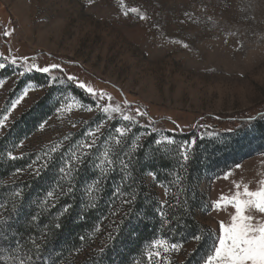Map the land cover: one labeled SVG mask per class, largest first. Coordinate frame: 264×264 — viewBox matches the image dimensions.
<instances>
[{"label":"rangeland","instance_id":"1","mask_svg":"<svg viewBox=\"0 0 264 264\" xmlns=\"http://www.w3.org/2000/svg\"><path fill=\"white\" fill-rule=\"evenodd\" d=\"M34 63L61 67L43 73L31 67ZM0 64L5 65L0 68V81H4L0 119L7 117L0 137L41 98H48L53 106L52 113L9 152L12 157L35 153L30 173L46 165L53 154H60L61 169L73 152L79 155L78 145L93 139L96 142L88 155L101 170L97 165L103 153L116 149L117 127L130 129L119 143L126 150L154 135L155 145L174 144L181 152L182 145H187L188 152L195 139L172 136L177 127L198 129L205 124V134H198L210 138L236 131L251 155L221 174L204 173L195 185L200 207L194 216L208 229L214 244L219 221L229 222L230 217L217 212L213 203L222 194H234L237 183L255 189L264 181V145L258 144L260 129L264 130V0H0ZM69 76L77 79L69 80ZM79 82L97 93L102 90L111 100L89 94ZM108 104L119 105L136 122L123 120L120 113H105ZM136 109L146 115L136 116ZM258 115L263 116L257 127L253 122L240 126L239 119ZM98 126L100 132L89 136ZM24 174L17 171L9 180ZM142 180L165 203L164 183L151 172ZM68 186L53 184L48 190L52 197L47 192L44 201L55 202ZM116 220L109 212L91 237V247L55 264H80L93 253L101 254L105 226ZM177 243L182 244L179 251L166 252L153 245L148 260L140 262L137 256L130 264H160V260L178 264L196 242ZM29 257L32 253L17 245L13 254L0 257V264H19L21 259L33 264Z\"/></svg>","mask_w":264,"mask_h":264},{"label":"trees","instance_id":"2","mask_svg":"<svg viewBox=\"0 0 264 264\" xmlns=\"http://www.w3.org/2000/svg\"><path fill=\"white\" fill-rule=\"evenodd\" d=\"M52 111L48 98L43 97L23 111L0 137V257L13 254L14 247L20 245L32 253L33 264L62 262L73 252L91 247V237L110 212L117 220L105 226L106 244L101 254L93 253L80 264H130L137 256L140 262H145L153 241L166 240L171 245L194 240V235L202 239L195 240L194 249L178 264H202L206 260L214 242L208 229L195 219L194 211L200 207L195 185L204 173L221 174L251 155L245 139H237L236 131L210 138L199 136V127L188 130L177 127L172 136L195 139L187 160L176 145H155V136L151 135L128 150L117 144L115 151L110 152L114 166L105 172L96 169L88 155L75 165L68 179L58 172L60 154H53L46 165L30 173L28 166L35 153L15 158L8 153ZM262 116L239 119L240 126L253 122L257 127ZM261 129L262 140L258 144L264 145ZM95 155L96 151L92 157ZM122 160L129 164L127 169L121 165ZM17 170L24 171V177L10 181ZM148 172L164 183L165 203H160L143 185V175ZM96 181L99 182L96 190L84 191ZM66 183L68 188L62 189L55 202L44 201L53 184L59 188ZM133 196L132 203H124ZM66 206L69 207L65 212ZM165 263L160 260V264Z\"/></svg>","mask_w":264,"mask_h":264},{"label":"snow or ice","instance_id":"3","mask_svg":"<svg viewBox=\"0 0 264 264\" xmlns=\"http://www.w3.org/2000/svg\"><path fill=\"white\" fill-rule=\"evenodd\" d=\"M92 0H89L91 3ZM132 11H137V9H132ZM141 19H146L145 16H141ZM6 36L11 33L5 32ZM185 47L188 45L185 44ZM27 59V58H22ZM12 63H16V58H13ZM5 67V65L0 64V68ZM32 68L38 69L40 72L49 73L51 70L59 69L61 66L59 64H51L48 66L40 67L33 64ZM69 80H76L74 76H69ZM4 81H0V86H2ZM78 86L86 89V91L91 95H98L101 99L107 96L108 100H111V96H108L102 90L97 93L95 89L87 86L84 82H79ZM27 93H25L26 95ZM23 99L20 97L17 101L12 104L14 109ZM125 104L128 102L125 101ZM130 107V105H129ZM92 109L89 108V111ZM103 111L105 113L116 112L120 113L122 119L125 121H130L135 123V116L131 114H125L121 112L119 105L113 106L108 104L104 106ZM136 116H144L146 113L140 112L139 109L135 110ZM112 117L110 116L109 119ZM7 117L0 119V127L4 126V122ZM43 127V125H41ZM116 133L119 135L115 137V142L119 144L121 139L127 135L130 129L124 127H117ZM152 131H155L153 129ZM100 132V127L98 126L94 131L88 133L89 136L95 137L97 133ZM139 139V138H137ZM165 139H168L167 137ZM95 139L91 143H83L78 145L80 149L79 155L76 152L72 153L71 159L66 162L65 166L60 169L61 174L71 179L72 171L76 164L82 163L88 153L91 151L95 145ZM172 142V141H169ZM160 143V141H157ZM194 143V141H193ZM183 158L187 160V145H182ZM56 149L54 148L53 151ZM11 156V153H9ZM15 158V157H12ZM121 165L127 169L129 164L125 161H121ZM102 172H105V169H111L114 166V160L110 158L109 151H105L102 155L99 165H97ZM239 167V165H237ZM20 171V170H17ZM98 181L94 182L93 186L89 188V192L96 190ZM235 193L230 196H224L223 194L220 198L213 203V207L217 212H225L228 217H230L229 222L225 220L219 221V230L216 242L214 244L212 253L207 256L204 264H264V181L260 182V186L253 189L248 184H235ZM71 187L69 192H71ZM19 196L20 193L18 192ZM53 193L48 192L47 196L52 197ZM135 197H132V200H125L124 203H132ZM69 206L64 208L66 212ZM163 215V213H161ZM59 226V225H57ZM83 239V237H81ZM192 239L200 241L202 237L200 235H194ZM154 246L164 247V250L167 252L169 250L179 251L182 247V244L172 243L168 245L166 240H155L153 241ZM39 247V245H37ZM156 255H160L159 252ZM29 261L32 260V257L28 258ZM149 259H151V254H149ZM19 264H25V261L21 259Z\"/></svg>","mask_w":264,"mask_h":264},{"label":"built area","instance_id":"4","mask_svg":"<svg viewBox=\"0 0 264 264\" xmlns=\"http://www.w3.org/2000/svg\"><path fill=\"white\" fill-rule=\"evenodd\" d=\"M205 131H206V125L205 124L200 125L199 127L200 134L204 135Z\"/></svg>","mask_w":264,"mask_h":264},{"label":"water","instance_id":"5","mask_svg":"<svg viewBox=\"0 0 264 264\" xmlns=\"http://www.w3.org/2000/svg\"><path fill=\"white\" fill-rule=\"evenodd\" d=\"M34 64L37 65V63H34ZM32 65H33V64H32ZM32 65H31V66H32ZM33 69H36V68H33Z\"/></svg>","mask_w":264,"mask_h":264}]
</instances>
